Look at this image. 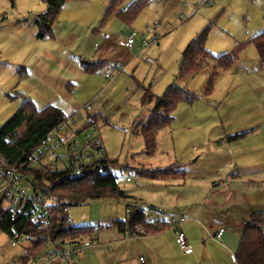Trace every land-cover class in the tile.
<instances>
[{"label":"rangeland","instance_id":"obj_1","mask_svg":"<svg viewBox=\"0 0 264 264\" xmlns=\"http://www.w3.org/2000/svg\"><path fill=\"white\" fill-rule=\"evenodd\" d=\"M109 1L67 0L53 26L56 38L49 40L36 39L35 36L38 29L34 19L47 10L42 0H0V127L22 103V98L12 87L15 76L16 80L21 79L25 71L22 66L16 68L15 61L6 63L3 60L15 45L26 46L28 53L33 52L32 59L41 48L69 58L82 49L92 59L99 57L105 46L102 34H106L112 44L109 50H105L108 62L93 71L89 85L83 81L74 88L78 94V110L88 101L84 97L86 93L93 92L96 96L92 109L83 112L80 121L76 120L82 125L87 116L85 113H100L106 119L107 123L99 124L89 131V135L91 140L101 143L104 156L114 161L109 166L110 172L125 196H105L69 207L67 218L72 227L94 226L97 240L91 250L97 251V254L93 262L86 264H134V261L138 264L139 253L145 244H136L133 240H142L144 236L120 234L115 222L128 217L126 208H143L149 220L179 218L185 215V210L197 208L199 203L196 202L192 174L208 171L213 166L209 160L202 164H195L194 160L203 144L208 145V139L216 134L219 135L215 140L218 145L221 143L220 133H248L245 138L229 143L237 149L243 145L250 149L251 166L248 171L258 181L255 184L257 189L250 192L251 211H264V64L255 47L248 43L255 33L264 30V0H150L130 25L122 24L116 18V12L102 23ZM127 2L125 0L116 11L123 10ZM71 29L78 39L70 49L65 46V37ZM203 31L206 48L212 55L235 53V61L229 68L217 70L213 89L208 95L202 94L208 78L206 71L199 72L183 84L197 98L192 103L180 102L177 105L169 129L165 128L157 134L155 153L147 156L139 122L147 119L149 105L142 104L137 85L130 87L134 84L130 77L133 67L129 69L125 61L132 54L137 57L134 75L137 83L145 88H149L151 83L155 87L158 80L165 76L172 77V83L178 76L182 59V50H178V46L183 39L188 43L194 35ZM131 32L136 33L133 53L127 52L124 47H115V43L125 41ZM143 42L150 45L142 47ZM123 67L125 70L118 73V68ZM26 72L30 73V69ZM105 72L112 77L105 79ZM30 99L38 109L48 105L35 95ZM70 109L72 105L65 104L62 111L70 114ZM193 147H196L195 150ZM229 154L232 156L233 152ZM259 160L262 166L256 164ZM163 168L179 169L184 178L152 180L137 174L139 169ZM127 177L130 182H126ZM23 186L31 190L28 184ZM239 212L236 209L225 211L229 223L222 224L232 240L233 256L241 236L231 216ZM217 215L225 220L222 214ZM212 240L216 242V239ZM202 247L203 252L218 253L216 243ZM0 251L4 256L14 253L8 246V239L2 235ZM87 251L74 259V264H85L83 258ZM171 255L174 261L187 260L178 248ZM226 256L228 258L229 253ZM220 258V264L228 262L224 256Z\"/></svg>","mask_w":264,"mask_h":264},{"label":"trees","instance_id":"obj_2","mask_svg":"<svg viewBox=\"0 0 264 264\" xmlns=\"http://www.w3.org/2000/svg\"><path fill=\"white\" fill-rule=\"evenodd\" d=\"M42 1L47 10L34 19L38 29L36 37L39 39L52 38L53 26L67 0ZM124 1L110 0L102 23L106 22L107 16L116 12V18L122 24L130 25L150 2V0H128L123 10L116 11ZM205 41L206 34L203 31L188 42L182 51L178 76L163 94L156 96L149 88L139 84L138 88L142 91V104H152L150 116L140 129L145 155L151 156L155 153L157 134L170 124L177 105L180 102L192 103L196 100V95L183 84L199 72L206 71L208 78L202 94L208 95L213 89L217 70L227 69L235 61V53L212 55L207 50ZM248 43L255 47L260 61L264 64V30L253 35ZM89 65L91 64L86 66L87 71L93 72L94 70L90 69ZM63 118V112L57 107L48 105L38 109L29 100H25L0 127V157L10 165L25 160L46 133ZM98 118L96 114L88 115L87 123L82 128L96 127ZM245 135L246 133L229 135L226 140L236 141ZM112 163L114 161H109L106 157L95 159L84 167L82 174L77 176L73 175L69 168L52 173H40L38 170L23 167L22 174L32 179V190L52 201L50 225L46 229H39L31 217L22 215L12 217L0 205V229L7 236L13 232L28 236L32 239L33 252L44 249L49 240L90 237L94 232V226L83 228L70 226L67 209L95 198L105 196L123 198L125 196L118 186L116 177L110 172L109 166ZM137 174L152 180L184 178L182 171L173 168L139 169ZM126 210H129L128 217L123 221L115 222L120 234L158 233L171 227V224L167 222L150 221L140 207H133L132 210L126 208ZM234 260L236 264H264V211L252 212L249 220L244 222Z\"/></svg>","mask_w":264,"mask_h":264},{"label":"crops","instance_id":"obj_3","mask_svg":"<svg viewBox=\"0 0 264 264\" xmlns=\"http://www.w3.org/2000/svg\"><path fill=\"white\" fill-rule=\"evenodd\" d=\"M72 30L73 29L69 30V34L65 37V40H67L65 46L70 49L72 46H74L78 39V36ZM102 36L104 38L105 46L99 53V57L94 56L92 59H89L90 55H88V53L85 52V50L83 51L82 49L78 51L77 55H72V57L69 58L65 56L63 57L62 54H59L56 51L47 48H41L40 51L34 55V59H32L31 57L33 55V52L28 53L29 51L27 50L26 46H22L19 44L15 45L14 47L12 46L13 49L10 50L8 56H4L5 59L3 60L6 63L15 61L16 68L17 66H22V70L25 71L23 78L16 80L15 76L14 84L12 83V90L16 93L17 96L22 98V103L25 100H29L32 104H34V102L30 98L35 95L39 99L43 100V102H46L50 106L57 107L61 111L65 104L72 105L70 114H65L63 111L62 112L64 116L74 114L79 108V105H77L78 94L76 93V90L74 91V88L79 86L83 81H85L84 83H87L89 85L92 79L91 74L93 72H88L86 66L88 64H91L88 67L95 70L96 68L103 67L108 62L105 58V50H109L111 48L110 45L112 44L109 42L106 34H102ZM45 38L54 40L56 38L54 31L52 38ZM123 42L124 41H118L117 43H115V47H118L120 49L121 47H124L127 52L133 53L134 47L132 49H128L124 46ZM187 44V41L183 39V42L178 46V50L183 51L186 47L185 45ZM136 59L137 57L135 55H130L125 61V66H127L129 69H132L133 67V72L130 77L132 83L134 84H131L130 87L132 88L133 85H137L136 89L139 90V84L137 83L138 79L134 75V65L136 63ZM56 67L58 69H56ZM27 69H30V73L26 72ZM122 69V71L125 70L124 67ZM105 74L106 72L104 73V78ZM171 78L172 77L169 78V76L160 78L157 82L158 84L156 83L155 87L153 85L154 83H151L149 86L150 91L152 92L151 89L155 90L156 94L153 92L152 93L156 96L163 94L167 87L171 84ZM141 85L145 87L143 84ZM161 90L164 91L159 94ZM141 96L142 91L140 97ZM84 97L86 98V100H88L85 103L86 105L89 102H93L96 96L95 93L88 92L86 93V95H84ZM22 103L20 104V106L22 105ZM151 108L152 104L151 106L149 105L148 116L145 117L147 119H142V121L139 122V129H141L142 125L145 124L148 120ZM83 112L84 111L81 110L80 115ZM85 114L87 116L85 117L86 120L81 125L82 127L86 125L88 115H90L88 113ZM94 114L99 116L97 126L101 123L106 122V119L102 114ZM169 125L166 127L167 129H169ZM247 134L248 133H246L245 136H247ZM218 136L219 135L216 134L215 136L210 137L207 142L208 145L203 144L202 148L199 149L200 151L197 157L194 160L195 164H198V162L202 164L203 162L209 160L210 165L213 167L208 171L201 173L194 172L192 174L195 179L194 191L196 192L195 194L197 197L196 202L199 203V205L197 208L185 210L183 212L185 214L183 217L186 219V221L181 226L187 238V243L191 249V253H183L184 258L187 259L186 262H178L176 259L174 261V258H172L171 254L173 250H176L177 248L179 249V247L176 244L174 232L171 227L158 233L140 234L141 236H144L142 240H133V243L139 244L143 242L145 244L144 249L142 248V251L140 250L141 253L139 254H141L140 256L144 257L149 262V264H220V257L223 256L228 261L226 264H236L232 253V251L234 250V247L231 244L232 240L230 239L228 232L226 230L224 231V227L222 225L223 222L229 223L227 220L228 215L224 212H228L234 209L240 210L238 214L230 216L234 217L235 221L233 223L239 229V233L241 236L244 222H247L249 220L248 216L251 215L252 212H255L251 211L250 192L254 189H257L255 184L258 181L255 176L249 175L250 173L248 170L251 166V159L249 160V157L252 153H250V149H248V146L243 145L242 148L237 149L234 144H231L226 140V137L229 135H222V133H220V136H222L220 139L221 143L217 145V143H215V140L218 138ZM195 148L196 147H193L194 150ZM230 152H233L232 156L229 154ZM228 154L230 155V157L228 156ZM261 160H259V162H257L256 164L262 166ZM150 208L157 211V209L153 207ZM219 213L224 216L225 220H223L221 216L219 217L217 215ZM233 214L234 213L232 212V215ZM150 221L170 223V220H163L160 218ZM221 229L223 230V233L219 239H216V234ZM211 237L216 239V242L212 240ZM129 242L131 243L132 241ZM213 243H216L219 246L217 254L209 251L207 253L203 252V245L205 246L206 244ZM200 246L202 247V249H200ZM237 248L238 245L236 247V250ZM87 250L88 251L86 254H84L83 258L85 260V264L86 262H93V259L97 254V251H92L91 248ZM194 252H196V255H192L194 254ZM227 253H229L228 258L226 256ZM8 257L9 256H4L1 253L0 264H2Z\"/></svg>","mask_w":264,"mask_h":264},{"label":"built area","instance_id":"obj_4","mask_svg":"<svg viewBox=\"0 0 264 264\" xmlns=\"http://www.w3.org/2000/svg\"><path fill=\"white\" fill-rule=\"evenodd\" d=\"M135 32H131L123 42L128 49L133 48ZM148 42H143L142 47H148ZM123 69L118 68V72ZM112 75L105 74L109 79ZM92 102L87 103L74 114L64 116L62 121L50 129L32 153L14 165L6 163L0 157V205L12 216L31 217L39 229H46L51 222L50 211L52 201L41 193L32 190V179L22 174L23 167L38 170L40 173H52L56 170L69 168L73 175L82 174L84 167L95 159L105 157L104 149L97 140H91L89 131L95 126L83 129L78 121L81 120L80 111H90ZM82 135V138L79 136ZM27 179V180H26ZM130 178H126L129 182ZM23 184H28V191ZM129 210H126L128 213ZM184 217H172L171 229L175 241L184 254L191 253L187 238L181 226L185 223ZM223 230H219L216 239H219ZM0 235L8 239V246L14 250L2 264H74V259L82 255L87 249L96 245L97 234L94 229L88 238H66L49 240L44 249L32 251V242L28 236L13 232L7 236L1 229ZM138 264H149L142 256L138 257Z\"/></svg>","mask_w":264,"mask_h":264}]
</instances>
